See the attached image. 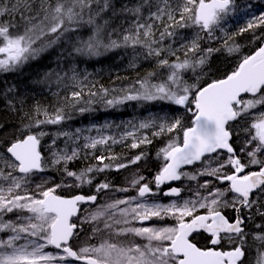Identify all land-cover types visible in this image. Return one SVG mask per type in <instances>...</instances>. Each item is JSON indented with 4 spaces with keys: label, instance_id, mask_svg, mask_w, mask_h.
Returning a JSON list of instances; mask_svg holds the SVG:
<instances>
[{
    "label": "snow or ice",
    "instance_id": "snow-or-ice-1",
    "mask_svg": "<svg viewBox=\"0 0 264 264\" xmlns=\"http://www.w3.org/2000/svg\"><path fill=\"white\" fill-rule=\"evenodd\" d=\"M237 8L236 0H138L132 6L121 0H0V73L14 72L29 61L38 60L66 33L78 31L86 24L90 34L87 38L78 37L68 56L91 58L115 53L121 48H140L144 50L145 59L155 58L157 69L166 70L167 74L157 79L159 71L148 72L127 88L101 86L99 91L89 89L87 93L83 88L74 90L69 101L72 108H78L80 113L91 111V105L97 102L91 98L99 97L106 108L138 102L142 111L149 112L157 102H165L183 108L192 117L190 125L186 126L182 116L169 118L149 113L138 123L125 124L119 139L108 135L84 136V150L129 139L132 140L129 147L139 149L141 145L151 144L152 138L182 132V139L179 136L170 139L157 152L162 164L152 181L145 182L146 177L137 169L125 178L127 187L102 181L96 184L92 195L64 197L56 194L58 189L91 185L94 172L132 167L147 154L140 152L131 158L99 155L95 157L97 165L79 172L69 170L68 165L80 156V146L72 147L70 152L67 146L53 149L61 136L73 144L80 140L82 130L76 129L75 134H55L49 148L50 163L46 164L40 144L48 133L38 129L49 124L59 125L71 117L64 107L56 108L51 114L36 105L31 115L25 113L23 119L28 123L23 129L11 137L0 138V264H245L249 236L256 249L255 259L250 264H264V223H255L256 216L264 220L261 210L264 203L260 202V197L264 196V159L260 158L264 154V110H260L264 109V32L256 33L257 29L264 28V11L252 14L246 26L228 36L222 22ZM85 14L87 20H84ZM121 17L123 22L118 23ZM129 17L132 22L125 28L123 23ZM185 28L198 31L179 48L171 44L164 46L166 38L176 37L178 29ZM216 30L226 37L221 46L202 48L204 36L209 41L217 39ZM249 32L252 33L250 44L259 46L250 54L240 56L233 70L222 78L209 82L213 75L212 56L217 53L229 57L239 55L243 46L235 37ZM178 52L183 56L177 55ZM139 55L141 53H137ZM60 56L63 57L64 52ZM68 71L70 77L68 72L62 75L47 72L41 82L55 76L58 84L69 79L82 83L75 66ZM188 72L193 74L195 82L184 78ZM83 79L87 80V75ZM201 81H205L204 86L200 85ZM85 95L90 97L87 101H84ZM82 101L88 107H79ZM8 103L14 107L11 101ZM238 120L245 121L242 131L246 138L240 152L246 154L247 163L237 156L230 142L233 136L230 122ZM102 127L111 125L105 123ZM219 150H226L227 158L211 159ZM121 159L126 162H119ZM197 163L203 167L194 172L184 171V166ZM250 166H257L258 170L246 171ZM49 167L75 183L67 185L63 180L56 183L54 178L41 176L40 182L32 187L37 174ZM226 168L231 172H225ZM203 177L227 183V187H215L212 179H204L186 199L180 200L184 189L174 186L163 192L165 197H175L168 203L148 199L169 182L198 181ZM49 183L53 186H48ZM153 183L155 191L151 187ZM130 190L136 195L98 203L101 192L128 193ZM257 193V199H252ZM83 204L92 207L84 209L81 216ZM228 208L235 212L234 219L224 215L223 209ZM253 208L255 215L250 211ZM246 209L249 210L247 217ZM201 210H205L204 214H199ZM73 217L80 221L79 225L72 222ZM169 219L174 223L165 224ZM153 220L159 223H150ZM246 220L253 221L252 231H246ZM84 225L91 227L89 240L104 233L108 238L99 244L86 243L74 248L71 241L78 238ZM201 230L210 234L212 246L200 247L192 240V235ZM223 240L228 241V250L215 247Z\"/></svg>",
    "mask_w": 264,
    "mask_h": 264
},
{
    "label": "trees",
    "instance_id": "trees-1",
    "mask_svg": "<svg viewBox=\"0 0 264 264\" xmlns=\"http://www.w3.org/2000/svg\"><path fill=\"white\" fill-rule=\"evenodd\" d=\"M121 2L129 3V6H132L133 4L137 3L138 0H121ZM236 3L238 5L237 10L229 17H226L225 22H222L228 36L238 33L241 27L246 26V23L252 14L258 15L259 12L264 11V0H236ZM248 5H251V7H248ZM144 15H147L146 10ZM87 18V14H85L84 20H87ZM4 19H8V17H4ZM123 19L124 18L121 17V20L118 21V23L123 22ZM17 20H19L18 16ZM131 22L132 18L129 17L128 21L123 23V27H129ZM197 31L198 29L196 28L178 29V35L173 38H166L164 41V46L166 47L167 45L171 44L175 48H179L180 44L185 42V39H191ZM261 32H264V28L256 30L257 35H259ZM89 34L90 32L88 30V25L84 24L79 28L78 31L66 33L38 60L29 61L14 72L0 73V138L5 136L11 137L13 133H16L18 130H22L24 125L28 123L27 120L23 119L24 114L28 113L31 115L33 108L36 105L46 108L51 114L55 113L56 108L64 107L66 114L71 117L70 119H65L59 125L49 124L42 126V128L48 129L51 132V134L48 136L41 138L40 144V150L43 154V157L45 158L46 164L50 161L49 148L44 145L46 142H48V137H53L54 139L55 134L58 132H70L75 134L76 129H81V139L76 141L75 144H73L67 137L61 136L56 139V144L53 149H64L67 146L70 152L72 147L77 145L80 146V156L78 159L72 161L68 165L69 170L79 172L81 169H84L88 166L97 165L98 162L95 160V157L99 155H104L105 157H108L109 155H116L120 157L131 158L140 152H144L147 155L146 158L141 161L145 163L143 176L146 177L147 182L152 181V178L155 176L162 164V157L158 158L157 152L160 148L164 147L170 139H173L177 136L182 139V132L165 134L162 137L152 138L151 144L141 145L139 149H131L129 145L132 143V140L129 139L118 144H111L110 142L107 147L98 146V148L95 150H84L83 144L85 141L83 140V137H98L99 135H108L119 139L121 134L125 131V124H127L129 121L138 123L140 119L149 115V113L158 114L160 116L167 115L169 118L174 116H182L184 118L185 125L187 126L190 125L192 119L191 113L186 112L179 106L169 105L165 102H157L154 107H150L149 112L142 111V106L138 102H128L125 105H121L116 108H106L102 103L99 102V97L91 98L97 101L91 105V111L80 113L78 108H72L69 101L70 93L74 90L78 91L83 88L84 92L87 93L89 89L92 91H99L101 86L108 89L127 88L134 84L137 78L144 77L148 72L159 71V76L157 79H159L160 76H166L167 74L166 70L157 69V61L155 58L145 59L144 55L142 54L144 50L140 48L135 50L132 48H121L117 49L115 53H105L91 58L68 56V52L71 51V48L75 44L77 38H87ZM214 35L217 37V39L212 41H209L207 36H204V39L201 41L202 48H218L221 46L223 40L226 37L219 30H216ZM251 37V32L245 33L242 36L236 35V42L243 46L239 55L229 57L224 53H217L212 56L210 63L213 70V75L209 78V82L210 79L222 78L227 72L233 70L240 56L244 54H250L256 49V47L259 46L258 44H250ZM156 38L159 39L158 32ZM48 39H55V37H48ZM43 42L44 41H41L40 43ZM37 46H39V44ZM61 52H64L63 57L60 56ZM137 53H141V55L137 56ZM166 55L167 53H165V56ZM177 55L182 57L183 53L178 52ZM134 56H136L135 60H133ZM168 58L170 60L174 59V57ZM73 66H75L77 71L81 74L80 79L82 83L76 84L69 79L58 84L55 76H53L50 81L41 82L44 74L47 72H59L61 75L64 72H68L70 77L71 72L68 70ZM85 75H87V80L83 79ZM184 78L189 82H195L191 72L186 73ZM204 83L205 81H201L200 85L203 86ZM9 89H12V91H9ZM89 98L90 97L85 95L84 101H87ZM247 98L248 97L245 99ZM9 101L12 102L14 107L9 106ZM79 107H88V105L82 101ZM40 118L43 119L44 117L41 116ZM105 123L110 124L111 127L103 128L102 126ZM244 123L245 121L243 120L230 123L231 130L233 131L231 143L236 151L237 156H239L244 163H247L248 160L246 154L240 152V148L242 146L239 141L245 140L246 138V134L242 131V126ZM88 129H91V131H88ZM97 129H100V131L98 132ZM128 130H131V128ZM141 135H143V132ZM148 135L151 138V132H148ZM73 139H75V136H73ZM218 156H223L224 159L227 158V154H218ZM260 158L264 159V155H261ZM105 162L113 163L109 160H106ZM119 162L124 163L126 160L121 159ZM221 162L223 161L221 160ZM200 166L201 165L188 168L184 171L194 172ZM61 167H63V165H61ZM256 168L257 166H250L247 170ZM226 169L228 170L230 168ZM114 173L115 170L111 168L104 171L103 173L94 172L92 174L94 177L93 184L84 185L83 187L79 188L76 187L69 193H65L62 190L56 193L60 195H73L76 193L92 194L96 184H99L102 181L110 182L111 180H116L121 174V170L116 171L115 174ZM38 175L55 179L57 178L60 181L62 173L58 172L55 168L49 167L44 173ZM203 179L204 177L200 178L198 183H200ZM205 179H212V183L215 187H227L226 184H221L214 178L206 177ZM196 185L197 181H189L187 179L181 180L179 186L183 188L184 191L181 194L180 200L186 199L190 193L189 188L193 189L194 186L196 188ZM128 195H136V192L131 190L128 192ZM258 195V193L253 195L252 199H257ZM172 199H175V197H172ZM228 199H231V195L228 196ZM260 202L264 203V196L260 197ZM163 203L168 202L164 201ZM229 210L230 208L223 209V212L228 214ZM261 210L264 211V209ZM250 211L251 214L255 215V208L251 209ZM202 212H205V210L200 211V213ZM244 215L247 217L249 215V210L246 209ZM255 223H264V220H261L260 217L256 216ZM254 227L255 225L253 221L246 220V231H252ZM248 242L250 248L248 256L245 259V264H250L251 261H254L256 255V249L253 245L251 236H249ZM228 246L229 245L222 244L221 248L226 249Z\"/></svg>",
    "mask_w": 264,
    "mask_h": 264
},
{
    "label": "rangeland",
    "instance_id": "rangeland-1",
    "mask_svg": "<svg viewBox=\"0 0 264 264\" xmlns=\"http://www.w3.org/2000/svg\"><path fill=\"white\" fill-rule=\"evenodd\" d=\"M243 121H244V120H243ZM41 130L44 131V132H46V133H48V135L51 134L50 130H48V129H45V128L38 129V131H41ZM48 135H45V136H48ZM47 141H48V142H46L44 145H45L47 148H50V146L52 145L53 137H52V138L49 137V139H47ZM239 141H240L241 146H243L244 140H239ZM249 150H250V149H249ZM262 155H264V154H262ZM50 159H51V152L49 151V160H50ZM215 159H216V158H215ZM215 159H213V160H215ZM48 163H50V161H49ZM144 166H145V163H144V162H139L137 165H134V166H132V167H129V168H126V169H121V174L118 176V178H117L116 180H111L110 182H111L114 186L127 187L128 185H127V183H126L125 178H126V177H129L130 174H131L132 172H135L137 169H139L141 175H143V170L145 169ZM212 166L215 167V164L212 165ZM202 167H203V165H201L199 168H202ZM199 168H198V169H199ZM41 176H42L43 178H49V177H47V176H43V175H38V174H37L36 179L33 181L32 187H34L35 183H39V182H40ZM205 178H206V177H204V179H205ZM204 179L201 180L200 183H203V182H204ZM54 180H55L56 183H60V182L63 180L67 185H72V184L75 183L72 179L67 178V177H65V176H63V175L61 176V180H60V181H59L57 178H56V179L54 178ZM197 184H198V181H197ZM48 186H53V185H52L51 183H49ZM196 187H197V185H196ZM74 188H76V187H62V188H60V189L57 190V193H58V191H60V190H62V191L65 192V193H69V192H70L71 190H73ZM95 188H96V187H95ZM95 188H94L93 192H95ZM195 189H196L195 186H194L193 189H192V188H189L190 193L188 194L187 198L190 196L191 192L194 191ZM209 190H211V189H209ZM130 191H131V190H130ZM205 194H206V193H205ZM99 196H100V199H99L98 203H104L106 199H111V200H114V199H122V198H125V196H129V195H128V193H120V192H111V191H109V192H106V193H105V192H101V193H99ZM130 196H134V195H130ZM153 199H154V198H149L150 201L153 200ZM90 207H92V206H91V205H87V206H85V207L83 208V210H84V209H88V208H90ZM80 214H81V216H83V215H84V212L82 211ZM12 218H14V217H12ZM78 221H79V220H78ZM90 234H91V227L89 226V228H88V233L85 234V235H80V234H79L78 238H73L71 244H72L73 246H75L76 248H78V247H80V246L85 245L86 243H87V244H99V243L101 242L102 239H106V238H108L107 234L104 233V234L98 235V236L94 237L93 239L89 240L88 237H89ZM121 239L123 240V239H125V238L122 237ZM138 242H139V241H138Z\"/></svg>",
    "mask_w": 264,
    "mask_h": 264
},
{
    "label": "flooded vegetation",
    "instance_id": "flooded-vegetation-1",
    "mask_svg": "<svg viewBox=\"0 0 264 264\" xmlns=\"http://www.w3.org/2000/svg\"><path fill=\"white\" fill-rule=\"evenodd\" d=\"M211 159H213V157H211ZM225 172H231V169H228V170L226 169ZM152 180H153V178H152ZM145 182H147V181L145 180ZM148 182H149V181H148ZM224 184H225V183H224ZM151 187H152L153 190L155 191V184H154V183L151 184ZM169 187H170V186H168V185H162V186H161V190H160V192H159L156 196H154V197H153V196H149L148 199H149V198H154L155 200H158V201H160V202H162V203H163L164 201H165V202H169V201L172 199V197H165V196L163 195V192H164V191H167ZM178 187H179V186H178ZM85 206H86V205L81 206L82 211H83V208H84ZM82 211H81V212H82ZM80 215H81V214H80ZM224 215L227 216L229 219H234L236 214H235V212H234L232 209H230L229 212H228V214H225V213H224ZM72 222L77 223L78 225H79V223H80V221H78L75 217L73 218ZM150 223H152V224H157V223H159V222L156 221V220H153V221H151ZM164 223H165V224H168V225H171V224L174 223V221L171 220V219H169V220L164 221ZM88 228H89V225H84V226H83V230H80V235H85V234H87V233H88ZM72 240H73V239H72ZM192 240H193L194 242H196L197 245L200 246V247H210V246H211V244H210V236H208V235H206L205 233H202V232L194 234V235L192 236ZM71 243H72V241H71ZM222 244H223V245H228V241H227V240H223V241L221 242L220 245L215 246V247H217V249H220V250H227L228 248H226V249L221 248ZM72 246H73V245H72ZM73 247L76 248L75 246H73ZM228 247H229V246H228Z\"/></svg>",
    "mask_w": 264,
    "mask_h": 264
},
{
    "label": "water",
    "instance_id": "water-1",
    "mask_svg": "<svg viewBox=\"0 0 264 264\" xmlns=\"http://www.w3.org/2000/svg\"><path fill=\"white\" fill-rule=\"evenodd\" d=\"M219 151H221V152H226V150H219ZM218 151V152H219ZM43 156V155H42ZM198 164V163H197ZM186 166H184V168H185ZM258 170V169H257ZM255 171V170H254ZM177 181H175V182H169L168 184H166V185H172V184H174V183H176ZM58 195V194H57ZM77 195V194H76ZM62 196V195H61ZM72 196H74V195H72ZM64 197H71V196H64ZM201 214H204V213H201ZM200 232H202V233H205L206 235H208V236H210V234H208V233H206V232H204L203 230H201V231H199L198 233H200ZM196 234V233H195ZM194 235V234H193ZM192 235V236H193ZM192 238V237H191ZM212 246V245H211ZM218 250H220V249H218Z\"/></svg>",
    "mask_w": 264,
    "mask_h": 264
},
{
    "label": "bare ground",
    "instance_id": "bare-ground-1",
    "mask_svg": "<svg viewBox=\"0 0 264 264\" xmlns=\"http://www.w3.org/2000/svg\"><path fill=\"white\" fill-rule=\"evenodd\" d=\"M79 35V34H78ZM115 62V61H114ZM116 63V62H115ZM33 76V75H32ZM35 79V78H34ZM14 81V80H13ZM0 83H1V81H0ZM21 95V94H20ZM16 99V98H15ZM87 99V98H86ZM49 138V137H48ZM152 138V137H151ZM43 141V140H42ZM59 145V144H58ZM131 151V150H130ZM155 153V152H154ZM125 154H126V152H125ZM107 155V154H106ZM115 173H116V171H115ZM114 173V174H115ZM253 248V247H252Z\"/></svg>",
    "mask_w": 264,
    "mask_h": 264
}]
</instances>
